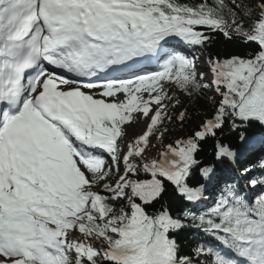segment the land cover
Returning <instances> with one entry per match:
<instances>
[{
  "label": "snow or ice",
  "instance_id": "1",
  "mask_svg": "<svg viewBox=\"0 0 264 264\" xmlns=\"http://www.w3.org/2000/svg\"><path fill=\"white\" fill-rule=\"evenodd\" d=\"M0 264H264V0H0Z\"/></svg>",
  "mask_w": 264,
  "mask_h": 264
},
{
  "label": "trees",
  "instance_id": "2",
  "mask_svg": "<svg viewBox=\"0 0 264 264\" xmlns=\"http://www.w3.org/2000/svg\"><path fill=\"white\" fill-rule=\"evenodd\" d=\"M241 46L233 45L230 42H226L222 37L215 38V43L205 51H211L213 53H219L221 55L232 54L238 50Z\"/></svg>",
  "mask_w": 264,
  "mask_h": 264
}]
</instances>
